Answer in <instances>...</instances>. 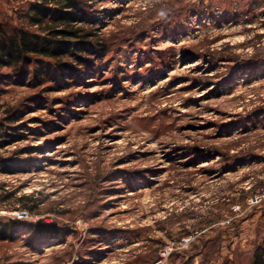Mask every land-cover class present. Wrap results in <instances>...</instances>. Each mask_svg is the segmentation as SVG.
I'll use <instances>...</instances> for the list:
<instances>
[{
    "label": "rangeland",
    "instance_id": "obj_1",
    "mask_svg": "<svg viewBox=\"0 0 264 264\" xmlns=\"http://www.w3.org/2000/svg\"><path fill=\"white\" fill-rule=\"evenodd\" d=\"M80 1L81 51L0 67V264H264V0Z\"/></svg>",
    "mask_w": 264,
    "mask_h": 264
},
{
    "label": "trees",
    "instance_id": "obj_2",
    "mask_svg": "<svg viewBox=\"0 0 264 264\" xmlns=\"http://www.w3.org/2000/svg\"><path fill=\"white\" fill-rule=\"evenodd\" d=\"M29 16L34 25H53L54 29L50 30L46 36H40L25 30L16 31L12 36H0V67L14 68L27 74L34 58L42 57L57 60L67 52L82 50L81 47H78V43H71V40L56 39L57 36L62 38L67 36L69 39L81 38L77 35V31L64 30L65 28L59 29L66 23L70 25L72 22H79L80 19L85 20L81 11L80 0H41V2L34 3L31 6ZM80 42L83 44V41ZM15 225L16 223L12 221L6 224L0 223V232L6 235L9 228H13ZM47 227L49 226L44 224L36 225L34 229L38 235L37 237L43 238ZM254 264H263V262L258 263L256 260Z\"/></svg>",
    "mask_w": 264,
    "mask_h": 264
},
{
    "label": "built area",
    "instance_id": "obj_3",
    "mask_svg": "<svg viewBox=\"0 0 264 264\" xmlns=\"http://www.w3.org/2000/svg\"><path fill=\"white\" fill-rule=\"evenodd\" d=\"M18 213V214H17ZM16 214H17V216H18V218L19 219H22V218H27V213H25V211H19V212H17ZM165 254V253H164ZM164 254H162V255H164Z\"/></svg>",
    "mask_w": 264,
    "mask_h": 264
}]
</instances>
